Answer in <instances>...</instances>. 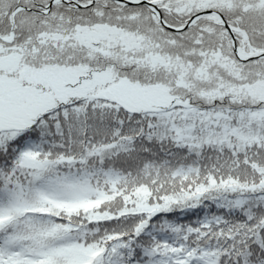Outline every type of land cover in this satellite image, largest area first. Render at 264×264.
Masks as SVG:
<instances>
[{"label": "snow or ice", "instance_id": "1", "mask_svg": "<svg viewBox=\"0 0 264 264\" xmlns=\"http://www.w3.org/2000/svg\"><path fill=\"white\" fill-rule=\"evenodd\" d=\"M0 264H264V0H0Z\"/></svg>", "mask_w": 264, "mask_h": 264}]
</instances>
